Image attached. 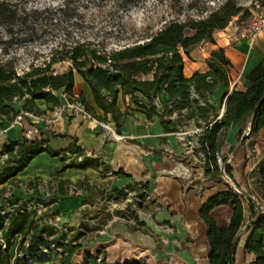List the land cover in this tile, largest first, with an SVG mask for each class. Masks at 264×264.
I'll list each match as a JSON object with an SVG mask.
<instances>
[{
  "label": "trees",
  "instance_id": "trees-1",
  "mask_svg": "<svg viewBox=\"0 0 264 264\" xmlns=\"http://www.w3.org/2000/svg\"><path fill=\"white\" fill-rule=\"evenodd\" d=\"M251 6L238 0H226L206 16L171 19L160 30L114 48H110L104 41L89 39L64 42L51 52L47 62L32 64L22 73L17 70L13 59L2 60L0 128L11 124L21 111L43 114L37 100H44L49 110L61 107V93L65 94L68 101L82 103L86 111L99 121L107 123L111 117L118 134H121L127 116L131 115L132 106L144 112L148 119H152L154 115L159 116V123L165 133L183 131L192 123L200 129L193 152L195 155L203 153L204 157L200 159L203 161L205 175L226 185L225 189L203 203L199 210L207 228L210 263L232 264L236 251L235 241L245 226V210L248 209L251 220H255L247 230L249 235L245 250L255 255L253 264H264V210L259 205V213L252 198L238 192L225 181L216 157L217 153H221L227 131L232 125L242 124L240 138L247 126L249 133L246 138L255 136L264 129V60L249 72L247 79L250 84L244 90L233 88L229 92L232 63L222 47L214 49L207 58L208 71H195L191 77L184 74L185 56L190 57L191 52L205 42L216 43V32L226 28L235 16L238 17V23L248 20L252 14ZM68 9L69 0H62L57 11L63 14ZM34 12L37 10H19L16 1L0 0V49L7 53L4 44L17 39L18 26L26 22L23 17ZM58 62H68L69 65L64 71L55 72L52 66ZM76 73L88 84L95 105L102 110L103 115L97 114L85 95L74 96ZM222 85L225 91L221 104L225 101L226 108L220 116L219 108L210 102L209 97ZM163 93L168 96L166 101L162 99ZM120 96L126 105L124 110L118 103ZM48 141L47 138H28L24 135L23 140L9 141L0 146V154L8 153L7 161L0 166V185L7 183L10 188L20 186L21 182L15 180L16 175L42 152L59 157V170L98 164L106 170L110 169L99 158L86 155L76 139L61 150L52 149L47 144ZM221 156L225 173L235 181L233 168L226 162L228 157L224 154ZM122 172L119 169L115 173ZM260 175L264 198V168ZM54 181L58 186L53 191L62 195L70 194L83 185V180L77 183L58 179ZM41 184L40 177H36L27 186L34 193H39ZM48 184L52 186L51 183ZM8 185L0 188V264H75L74 256L83 247L80 240L83 232L70 226L59 229L53 224V219L58 214L55 205L57 200L53 198L45 201L41 196L12 200L13 195L6 194ZM128 192H135L136 197L146 200L151 193L150 184L148 181L135 182L121 190L115 189L113 196L125 198ZM111 197L108 196L106 200ZM32 202H42L47 207L37 219L36 209L29 206ZM223 204L231 207L232 214L228 224L220 226L211 211ZM8 205L13 209L4 214L2 211ZM129 206L132 204L119 213L122 217L135 221L133 229H141L140 226H145V222L140 221L136 210ZM143 231L150 233L146 228ZM17 235H20V240L13 255L11 247ZM100 257L99 251L87 252L84 264H107L105 260L100 263Z\"/></svg>",
  "mask_w": 264,
  "mask_h": 264
},
{
  "label": "crops",
  "instance_id": "crops-1",
  "mask_svg": "<svg viewBox=\"0 0 264 264\" xmlns=\"http://www.w3.org/2000/svg\"><path fill=\"white\" fill-rule=\"evenodd\" d=\"M243 28L233 20L226 28L216 32V43L205 42L194 49L190 57L185 56V76L191 77L195 71H208L207 58L214 49L222 47L232 63L229 92L233 88L246 89L250 84L247 75L264 60V28L254 41L247 38L236 39ZM224 91L225 87L222 85L209 97L210 102L219 108L220 116L226 108L225 101L221 104ZM73 94L75 97L85 95L97 114L103 115L102 110L95 105L88 84L78 73L75 74ZM167 98V94L163 93L162 99L166 101ZM61 100L63 105L56 111L49 110L44 100H37V105L44 112L40 118H26L20 124L6 125V131L0 137V146L9 141L23 140L25 135L28 138H47V144L52 149L61 150L76 139L86 155L99 158L110 169L106 170L98 164L59 170V157L42 152L16 175L15 180L20 181L21 185L13 186L10 190L12 200L29 199L33 196H41L45 201L53 198L57 200L55 205L58 214L53 219V224L59 229L70 226L83 232L80 237L83 247L74 256L75 264H84L87 252L98 251L100 256L105 255L107 264H211L208 259L207 228L199 210L203 203L225 189L226 185L206 176L203 161L195 155H192L194 159L191 160L193 166L189 167V177L174 173L178 162L185 165V161L180 158L181 154L190 151L183 140L186 138L184 135L191 133V125L180 132L165 133L159 123V116L154 115L152 119H148L144 112L132 106L131 115L127 116L122 132L118 134L111 117L104 123L73 113L66 109L69 101L63 93ZM118 103L122 110L126 108L122 96ZM241 127L242 124L238 123L228 129L221 148L222 154L231 157L230 164L235 178V181H225L248 193L264 210L260 175L264 168V129L255 136L243 139L248 134V126L240 138ZM29 130H32L30 134ZM119 169L123 172L115 173ZM36 177H40L45 185L43 188L42 185L39 187V193H34L27 186ZM56 179L72 183L83 180V185L70 194L62 195L53 191L58 186L54 181ZM147 181L151 193L146 200L138 199L144 205L133 204L140 221L146 225L140 226L141 229H133L135 221L122 217L119 213L126 209L130 199H118L113 196L114 190H121L135 182ZM48 182L53 186L52 191H48ZM5 185L8 184H1L0 188ZM108 196L112 197L106 200ZM149 200H152V211L148 209ZM231 214L232 209L227 204L211 211L220 226L228 224ZM149 215L151 221L147 219ZM250 220V212L246 209L245 226ZM144 228L149 229L150 233L144 232ZM248 235L249 231L244 232L237 243L233 264H253L255 255L245 250ZM19 240L20 235H17L11 247L12 254L13 251L15 254Z\"/></svg>",
  "mask_w": 264,
  "mask_h": 264
},
{
  "label": "rangeland",
  "instance_id": "rangeland-1",
  "mask_svg": "<svg viewBox=\"0 0 264 264\" xmlns=\"http://www.w3.org/2000/svg\"><path fill=\"white\" fill-rule=\"evenodd\" d=\"M13 1L18 3L21 11L24 8L37 10L29 16H22L26 22L18 26L17 39L4 44L7 53L0 49V61L13 59L17 70L22 73L32 64L47 62L51 52L61 43L89 39L104 41L110 48L119 47L160 30L171 19L184 20L189 16H206L226 0H69V9L63 14L57 11L62 0ZM238 1L251 6L255 0ZM237 18L235 16L233 20L237 22ZM247 21L237 23L245 27ZM68 65V62H58L53 64L52 70L62 72ZM190 125L191 133L184 135L186 138L183 140L190 151L183 152L180 157L185 161V165L175 159L178 166L174 173L181 177L191 175L189 167L193 166L191 160L194 159L192 155H195L193 150L198 132L194 133L197 128L192 123ZM195 157L203 158L200 154ZM41 185L45 187L43 183ZM12 188L8 186V196ZM48 191H52L49 184ZM125 198L130 199L127 201L128 205L132 204L129 208H136L134 203L137 206L144 205L133 193L127 194ZM150 205L151 203L148 209L152 211L153 207L150 208ZM147 219L151 221V216ZM101 258L104 260L105 255L102 254Z\"/></svg>",
  "mask_w": 264,
  "mask_h": 264
},
{
  "label": "built area",
  "instance_id": "built-area-1",
  "mask_svg": "<svg viewBox=\"0 0 264 264\" xmlns=\"http://www.w3.org/2000/svg\"><path fill=\"white\" fill-rule=\"evenodd\" d=\"M264 28V3L263 0H255L253 3V7H252V14L250 16V18L248 19V21L246 22L245 27L236 35V39H242V38H247L250 41H254L257 34L260 32V30H262ZM62 107V106H61ZM59 107V108H61ZM59 108H56L55 111ZM66 109L73 112V113H79V114H83L86 117L89 118H94L89 112L86 111L84 105L78 101H69V103L66 106ZM57 114V112H55ZM41 115H36L32 112L29 111H21L20 113H18L14 119V121L12 122L13 124H20L24 121V119L26 118H30V119H39ZM6 131V126L0 128V137L4 134V132ZM200 129H196L195 132H199ZM32 132V130L28 131V134H30ZM249 133V132H247ZM201 157H204L203 153H200ZM222 153H217L216 157H217V162L219 164V167H223V160H222ZM8 159V153L4 152L2 154H0V166L2 164H4ZM228 163L231 162V157H229L227 159ZM225 179L230 181V177L228 175H224ZM235 187V186H234ZM41 188H43V186H41ZM235 189L240 192V190L235 187ZM127 194H131V192H128ZM30 207H34L36 209V215L35 218L37 219L44 210H46V206L42 203V202H37V203H30L29 204ZM13 209V207L11 205H8L6 207L5 210H3L2 212L4 214H8L11 210ZM45 252H48V249H45ZM98 261L100 263L103 262V259L100 257L98 258Z\"/></svg>",
  "mask_w": 264,
  "mask_h": 264
},
{
  "label": "water",
  "instance_id": "water-1",
  "mask_svg": "<svg viewBox=\"0 0 264 264\" xmlns=\"http://www.w3.org/2000/svg\"><path fill=\"white\" fill-rule=\"evenodd\" d=\"M248 129H249V128H248ZM247 135H248V134H245V135L243 136V139H244ZM242 141H243V140H242ZM221 171H222L223 175H227V174L225 173L224 167H221ZM230 181H231V179H230ZM234 185H235V184H234ZM237 188H238V187H237ZM238 189L240 190L241 193H244L246 196L252 198V196H250L248 193L244 192V191L241 190L240 188H238ZM252 199L255 201V203H256V205H257V208H258V210H259V213H260V207H259L260 204L258 203V201H257L256 199H254V198H252ZM258 216H259V215H258ZM254 220H255V219L250 220V221L246 224V226L244 227L243 231L237 236L236 241H235L236 245H237V243L239 242V240H240L242 234L248 230L249 225H250ZM233 262H234V259H233ZM233 262H232V264H233Z\"/></svg>",
  "mask_w": 264,
  "mask_h": 264
}]
</instances>
